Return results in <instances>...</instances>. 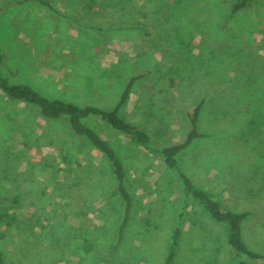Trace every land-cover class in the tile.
<instances>
[{"label": "rangeland", "instance_id": "374dc122", "mask_svg": "<svg viewBox=\"0 0 264 264\" xmlns=\"http://www.w3.org/2000/svg\"><path fill=\"white\" fill-rule=\"evenodd\" d=\"M44 1L49 6L0 0V69L9 83L111 108L128 78L143 74L125 119L149 116L152 144L176 143L203 95L199 128L207 136L177 156L176 171L100 121H85L124 164L132 198L117 255L101 262L123 214L107 162L65 120L43 119L0 92V247L7 264H163L175 228L174 264H231L226 226L185 192L179 173L223 207L250 212L242 238L264 255V0H249L231 19L236 0H132L147 15L150 36L121 28L118 15L87 12L78 0ZM203 52L214 62L211 75L197 64L175 69L176 59L194 61ZM225 64L228 89L215 77ZM233 89L245 102L240 113L222 110V96Z\"/></svg>", "mask_w": 264, "mask_h": 264}, {"label": "trees", "instance_id": "16d2710c", "mask_svg": "<svg viewBox=\"0 0 264 264\" xmlns=\"http://www.w3.org/2000/svg\"><path fill=\"white\" fill-rule=\"evenodd\" d=\"M36 1L44 6H49L44 0H25ZM84 5L87 12H98L102 15H118L121 28L134 29L143 31L145 36H150L153 28L145 22L147 15L142 9H138L132 0H78ZM249 0H236L231 3L228 9L227 18L231 19L237 12L243 10ZM181 0H175V3L180 4ZM123 26V27H122ZM3 62V56L0 54V66ZM197 64L201 67L206 75L212 74L214 62L207 53H201L197 59L190 61L187 59H176L175 69L182 67L188 70ZM1 68V67H0ZM220 72L215 73V77L225 85L228 89V82L231 81L232 72L228 74L227 64L219 68ZM220 73V75H219ZM143 78V74L133 75L128 78L120 92L117 101L111 108L99 107L96 105L79 106L77 104L60 100L57 98H47L29 86L23 84L9 83L4 73L0 69V92L10 100L21 102L25 105L33 106L38 115L46 120H65L68 129L77 139L86 142L91 148L97 151L107 162L111 176L114 181L113 192L118 195L123 204V214L117 228L115 243L110 247L105 255L99 257L101 262H111L117 255L120 248L123 235L129 222L132 209V198L125 185L127 171L124 164L118 159L116 153L112 149L107 140L103 139L96 130L85 124L88 119L100 121L111 129L115 134L127 139V141L140 146L143 150L154 157L162 159L164 166L169 170L178 171L177 156L185 150L193 141L206 138V134L199 128L200 113L205 104V97L202 95L197 103L193 106L190 113H186V121L188 125L187 132L184 134L181 141L168 145H154L150 140L147 131V120L149 116H144L142 120L137 122L128 121L122 115V110L126 105L130 92L136 82ZM233 89L231 92L224 94L221 98L222 110L227 112L228 109L240 113L245 108V102L235 98ZM146 102L143 106H147ZM143 104V103H142ZM142 106V108H143ZM141 107L139 108L142 109ZM264 134V131L261 132ZM263 142V141H262ZM180 180L183 181L186 193L191 194L197 202L202 206V209L207 212L208 216L216 223L226 226V243L229 247V255L231 264H246L243 260L256 261L264 258V255L257 254L251 251L243 241L241 234V223L249 216L248 211H234L222 206L218 201H214L208 193L194 189L190 182L181 173ZM180 237V229L175 228L171 235L170 244L168 246L163 264H174L175 255L178 249ZM0 264H7V259L4 251L0 247Z\"/></svg>", "mask_w": 264, "mask_h": 264}]
</instances>
